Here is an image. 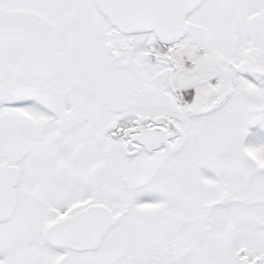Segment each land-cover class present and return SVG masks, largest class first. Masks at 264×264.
Returning a JSON list of instances; mask_svg holds the SVG:
<instances>
[{
	"label": "snow or ice",
	"instance_id": "1",
	"mask_svg": "<svg viewBox=\"0 0 264 264\" xmlns=\"http://www.w3.org/2000/svg\"><path fill=\"white\" fill-rule=\"evenodd\" d=\"M0 264H264V0H0Z\"/></svg>",
	"mask_w": 264,
	"mask_h": 264
}]
</instances>
